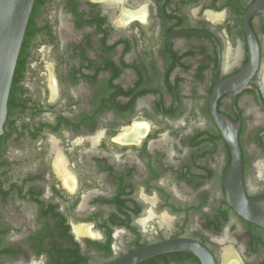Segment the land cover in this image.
I'll return each mask as SVG.
<instances>
[{"label": "flooded vegetation", "instance_id": "obj_1", "mask_svg": "<svg viewBox=\"0 0 264 264\" xmlns=\"http://www.w3.org/2000/svg\"><path fill=\"white\" fill-rule=\"evenodd\" d=\"M218 87L221 93L214 96ZM264 0H35L0 141V264H264Z\"/></svg>", "mask_w": 264, "mask_h": 264}, {"label": "water", "instance_id": "obj_2", "mask_svg": "<svg viewBox=\"0 0 264 264\" xmlns=\"http://www.w3.org/2000/svg\"><path fill=\"white\" fill-rule=\"evenodd\" d=\"M35 0H0V141L8 113V101L19 54L31 18ZM221 93L216 87L214 96ZM223 135L231 147L233 159L226 172V189L229 202L245 217L264 225V194L249 198L242 184V158L238 140L239 124L226 116H218ZM195 243L186 239H170L143 248L109 264H136L153 255L174 250L189 249ZM200 255L215 264L203 247Z\"/></svg>", "mask_w": 264, "mask_h": 264}]
</instances>
